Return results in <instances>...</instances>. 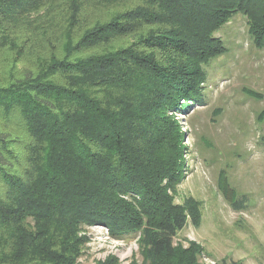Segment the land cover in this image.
<instances>
[{
  "label": "trees",
  "instance_id": "1",
  "mask_svg": "<svg viewBox=\"0 0 264 264\" xmlns=\"http://www.w3.org/2000/svg\"><path fill=\"white\" fill-rule=\"evenodd\" d=\"M236 13L264 50V0H0V264H74L94 223L139 236L138 264H204L173 244L187 209L167 193L168 112L203 103Z\"/></svg>",
  "mask_w": 264,
  "mask_h": 264
},
{
  "label": "rangeland",
  "instance_id": "2",
  "mask_svg": "<svg viewBox=\"0 0 264 264\" xmlns=\"http://www.w3.org/2000/svg\"><path fill=\"white\" fill-rule=\"evenodd\" d=\"M214 36L224 52L202 65L203 103L180 100L168 112L180 133L182 162L167 193L187 209L173 244H196L204 264H264V50L240 13ZM3 123L1 116L6 130ZM78 236L83 243L74 264L142 260L139 236H112L100 223L81 226Z\"/></svg>",
  "mask_w": 264,
  "mask_h": 264
}]
</instances>
